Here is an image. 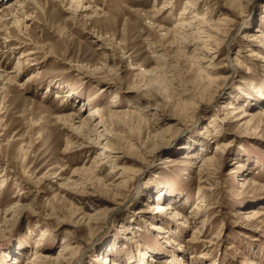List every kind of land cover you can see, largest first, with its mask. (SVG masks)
<instances>
[{
  "label": "rangeland",
  "instance_id": "1",
  "mask_svg": "<svg viewBox=\"0 0 264 264\" xmlns=\"http://www.w3.org/2000/svg\"><path fill=\"white\" fill-rule=\"evenodd\" d=\"M1 12L0 264H264V0Z\"/></svg>",
  "mask_w": 264,
  "mask_h": 264
},
{
  "label": "bare ground",
  "instance_id": "2",
  "mask_svg": "<svg viewBox=\"0 0 264 264\" xmlns=\"http://www.w3.org/2000/svg\"><path fill=\"white\" fill-rule=\"evenodd\" d=\"M12 8V7H11ZM13 14L15 13L14 12V10L13 11H11ZM6 15H3V12H1L0 13V17L2 18V17H5ZM183 25V24H182ZM262 37V36H261ZM32 54H35L34 52H32L31 53V55ZM17 68V67H16ZM15 69V68H14ZM19 71V70H18ZM16 73H17V71H16ZM18 74V73H17ZM9 74H6L5 73V78H4V80H6V82H8V84L10 83H12L11 81L14 79V78H10L9 76H8ZM2 88H4V87H2ZM1 88V89H2ZM259 93V92H258ZM259 97H261V94H259L258 95ZM93 113V115L92 116H97V115H101V112H100V110L99 109H96L95 111H92ZM238 113V112H237ZM262 114L264 115V112H262ZM99 124H96V125H93L92 124V121H91V118H89L88 120H87V122H83V124H81V126L83 127H85V128H87V131L88 132H97V126H98ZM85 131V130H84ZM99 137H101V136H99ZM220 148L221 147H217V148H215L216 150H220ZM104 149H106V146L104 145ZM216 150H215V152H216ZM207 160V159H206ZM207 164H210V163H207ZM202 178H203V176H202ZM202 180V179H201ZM197 200H200L201 199V195H200V191L199 192H197ZM167 210H170V208H169V206L167 205L166 206V208H162L161 206H158L157 205V207H156V210H154V214H163L162 212H165V211H167ZM97 258H98V262L100 263V264H105V263H107V257L105 256V257H101V256H97ZM144 258V257H143ZM143 258H142V261H143ZM144 260H145V258H144ZM112 264H115V263H112Z\"/></svg>",
  "mask_w": 264,
  "mask_h": 264
}]
</instances>
